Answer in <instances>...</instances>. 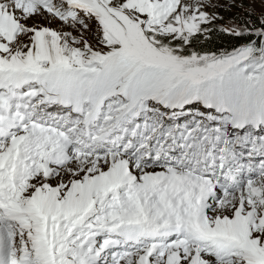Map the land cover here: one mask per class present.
Masks as SVG:
<instances>
[{
	"label": "snow or ice",
	"instance_id": "obj_1",
	"mask_svg": "<svg viewBox=\"0 0 264 264\" xmlns=\"http://www.w3.org/2000/svg\"><path fill=\"white\" fill-rule=\"evenodd\" d=\"M0 264H264V0H0Z\"/></svg>",
	"mask_w": 264,
	"mask_h": 264
}]
</instances>
